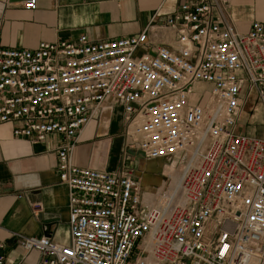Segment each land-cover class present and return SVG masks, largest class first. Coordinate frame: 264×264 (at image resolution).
<instances>
[{"label": "built area", "instance_id": "obj_1", "mask_svg": "<svg viewBox=\"0 0 264 264\" xmlns=\"http://www.w3.org/2000/svg\"><path fill=\"white\" fill-rule=\"evenodd\" d=\"M164 25L175 34L167 46L144 30L0 48V126L18 124L12 135L33 143L61 140L69 243L21 237L40 264H264V140L237 131L247 98L264 104V23L240 33L222 0H195ZM105 105L122 112L119 173L69 159ZM130 152L162 164L165 181L141 184L125 166Z\"/></svg>", "mask_w": 264, "mask_h": 264}, {"label": "crops", "instance_id": "obj_2", "mask_svg": "<svg viewBox=\"0 0 264 264\" xmlns=\"http://www.w3.org/2000/svg\"><path fill=\"white\" fill-rule=\"evenodd\" d=\"M25 1L0 0L1 49H34L43 42H71L82 35L92 42L110 41L144 30L150 42L167 46L175 34L164 21L179 5L195 0H35L34 10H26ZM222 2L240 33H247L253 22L264 23V0ZM115 108L119 107L105 105L79 133L69 156L74 166L113 173L124 169V123L121 108L117 116ZM17 126H0V255L5 264H40L39 252L24 250L21 237L69 243L68 192L59 183L57 169L61 140L56 135L40 143L15 138L12 130ZM237 131L264 140V104L256 102L253 93L245 101ZM124 163L135 179L140 181L146 174L149 181L158 182L156 174L146 171L151 162L130 152ZM37 204L41 210L34 211L32 206ZM46 222H52L48 236L44 235Z\"/></svg>", "mask_w": 264, "mask_h": 264}, {"label": "rangeland", "instance_id": "obj_3", "mask_svg": "<svg viewBox=\"0 0 264 264\" xmlns=\"http://www.w3.org/2000/svg\"><path fill=\"white\" fill-rule=\"evenodd\" d=\"M205 89H208V87L206 85H198L196 88H195V91H203ZM248 107V105H247ZM246 107V108H247ZM249 111V110H248ZM120 112V109L119 108H115L114 109V115L117 116V114H119ZM122 113V112H121ZM247 109L244 111V114L242 115V124H244V121L246 120L247 118ZM241 130V129H240ZM239 130V131H240ZM156 162H151L149 167L146 168V171H151L153 174H156L157 177H158V182H154L153 180H148V177H146V174L143 175L142 177V180H140L141 182L143 181L145 184L149 185V186H159V183L160 182H163L165 181V177H166V171L165 170H162L160 168H157L156 167Z\"/></svg>", "mask_w": 264, "mask_h": 264}, {"label": "water", "instance_id": "obj_4", "mask_svg": "<svg viewBox=\"0 0 264 264\" xmlns=\"http://www.w3.org/2000/svg\"><path fill=\"white\" fill-rule=\"evenodd\" d=\"M14 1H23V0H14ZM51 223H52V222H46V223H45V225H46V226H45V232H44V235H45V236H48V234H49V231H50V230H49V226H50Z\"/></svg>", "mask_w": 264, "mask_h": 264}, {"label": "flooded vegetation", "instance_id": "obj_5", "mask_svg": "<svg viewBox=\"0 0 264 264\" xmlns=\"http://www.w3.org/2000/svg\"><path fill=\"white\" fill-rule=\"evenodd\" d=\"M156 167L161 169L162 164L157 163V164H156Z\"/></svg>", "mask_w": 264, "mask_h": 264}]
</instances>
